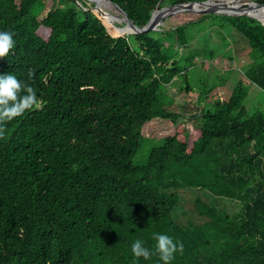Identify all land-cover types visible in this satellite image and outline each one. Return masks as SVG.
Masks as SVG:
<instances>
[{"label":"trees","instance_id":"obj_1","mask_svg":"<svg viewBox=\"0 0 264 264\" xmlns=\"http://www.w3.org/2000/svg\"><path fill=\"white\" fill-rule=\"evenodd\" d=\"M50 1L42 15L44 0H0V29L16 40L0 71L32 84L41 101L0 135V264H158L155 252L131 251L137 238L154 250V232L183 242L168 264H264V116L243 104L249 84L264 91L259 14H218L253 60L228 98L208 101L210 88L197 96L204 105L187 132L159 99L174 103L167 85L192 66L170 62L193 37L182 25L125 34L86 2ZM164 1L111 3L142 27ZM154 117L175 130L136 163Z\"/></svg>","mask_w":264,"mask_h":264},{"label":"rangeland","instance_id":"obj_2","mask_svg":"<svg viewBox=\"0 0 264 264\" xmlns=\"http://www.w3.org/2000/svg\"><path fill=\"white\" fill-rule=\"evenodd\" d=\"M45 1V8L42 15L50 7L51 1ZM86 2L90 10H93L94 2L89 0H81ZM218 3L240 4L247 5L249 2H256V0H213ZM100 7L117 17H122V13L108 0H98ZM170 4L169 0L164 1V6ZM198 9V7L196 8ZM258 13V12H257ZM209 14V15H207ZM217 12H207L199 14L197 12H180L165 18L159 29L153 30L159 33L161 30L174 28L182 25L186 38L193 36L185 47L175 46V54L170 59L177 60V64H183L188 58L187 65L192 61V66L187 69L186 81L182 76H177L167 85V92L175 99L174 103H168L170 97L166 94L159 99L167 102L164 107L172 112H179L182 117L179 118L180 123L183 124L187 132H191L194 127V121L190 115L195 114L199 119V112L203 102L199 103L197 96L204 91V89L211 90L208 95V101L220 97L221 99L228 98L235 82L238 79H244L240 68L245 64L252 62L251 48L247 40L238 33L235 29L229 27H219L221 17ZM259 14V18L264 21V15ZM201 15H207L203 20L197 19ZM114 24L122 26L123 22L115 18ZM196 57V58H195ZM244 80L247 81L245 78ZM245 81V82H246ZM236 82V83H237ZM188 84L192 90L190 93H182L178 90L180 86ZM182 84V85H181ZM221 85V86H220ZM216 86V88H214ZM220 86V87H217ZM247 96L244 99V105L250 112H260L264 116V91H262L255 84H249L247 89ZM163 94V93H162ZM218 95V96H216ZM185 101V102H184ZM197 124V121H196ZM176 123H172L169 119L154 117L152 120L144 123L141 132L144 140L137 154L134 157L136 163H142L152 145L160 143L161 137L172 134L175 130Z\"/></svg>","mask_w":264,"mask_h":264},{"label":"clouds","instance_id":"obj_3","mask_svg":"<svg viewBox=\"0 0 264 264\" xmlns=\"http://www.w3.org/2000/svg\"><path fill=\"white\" fill-rule=\"evenodd\" d=\"M16 44L14 31L0 29V58L5 57ZM40 99L32 84L21 80L10 71H0V135L6 126L4 122L24 114L33 107L40 106ZM155 248H149L140 238L131 244L133 256L151 258L155 253L159 255L158 264H168L174 259L177 251L182 252L183 242L175 239L166 232H154Z\"/></svg>","mask_w":264,"mask_h":264},{"label":"water","instance_id":"obj_4","mask_svg":"<svg viewBox=\"0 0 264 264\" xmlns=\"http://www.w3.org/2000/svg\"><path fill=\"white\" fill-rule=\"evenodd\" d=\"M108 1L111 2V0ZM92 2H94L93 10L98 12L102 18H106L107 16L111 15L114 18L116 17L118 18V20H121L123 22V25L119 26L118 28H123V32L125 34L128 33L137 34L150 30H157L159 29L161 22L165 18L180 12H197L199 14H203L207 12H217L228 15H241V14L249 15V10L252 9L253 7H258V8L263 7L258 2H249L247 5L242 6L240 4L225 5L221 2L220 3L215 1L213 2V0L188 1L183 3L165 5L162 7L156 6V8L152 11L150 15V18L144 24V26L138 27L132 22V20L126 15V13L120 7H118L117 4L113 3V5L119 10V12L122 13L123 15L122 17L114 16L113 14L103 10L94 0ZM196 7H198V9H196Z\"/></svg>","mask_w":264,"mask_h":264},{"label":"bare ground","instance_id":"obj_5","mask_svg":"<svg viewBox=\"0 0 264 264\" xmlns=\"http://www.w3.org/2000/svg\"><path fill=\"white\" fill-rule=\"evenodd\" d=\"M90 1H93V0H90ZM95 2H97L98 3V0H94ZM214 2V1H213ZM98 5L100 6V4L98 3ZM197 8V7H196ZM249 12H258V13H260V14H262V15H264V7H253L252 9H250L249 10ZM116 18V17H115ZM115 18L113 17V16H111V15H109V16H107L106 18H103L109 25H111V26H114L113 24H112V21L113 20H115ZM118 30H120V31H123V28H118V27H116Z\"/></svg>","mask_w":264,"mask_h":264}]
</instances>
